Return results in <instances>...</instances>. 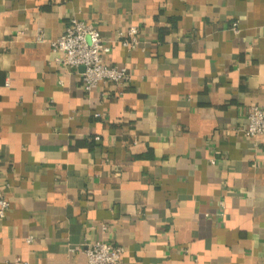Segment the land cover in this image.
Here are the masks:
<instances>
[{
  "label": "crops",
  "instance_id": "0c3cea01",
  "mask_svg": "<svg viewBox=\"0 0 264 264\" xmlns=\"http://www.w3.org/2000/svg\"><path fill=\"white\" fill-rule=\"evenodd\" d=\"M72 18L128 82L87 91L83 68L56 62ZM253 105L264 0H0V264H88L97 240L121 264H264Z\"/></svg>",
  "mask_w": 264,
  "mask_h": 264
},
{
  "label": "built area",
  "instance_id": "2783aa9c",
  "mask_svg": "<svg viewBox=\"0 0 264 264\" xmlns=\"http://www.w3.org/2000/svg\"><path fill=\"white\" fill-rule=\"evenodd\" d=\"M236 30L237 24L233 25ZM138 29L131 27L128 35L123 33L121 43L127 50H133L139 44ZM43 40V35H39ZM59 65L70 68H83L82 80L87 91L102 84L120 86L130 80L126 66L110 65L105 62L104 55L110 53L111 47L101 36L96 27L86 21L76 18L69 20L62 35L52 42ZM95 114V117H100ZM246 135L258 138L264 135V105H253L248 115ZM215 163L213 159L211 161ZM10 209V203L0 190V219L5 218ZM32 238L28 239L31 242ZM88 264H121L124 248L107 241H93L84 247ZM18 264H29L21 262Z\"/></svg>",
  "mask_w": 264,
  "mask_h": 264
}]
</instances>
